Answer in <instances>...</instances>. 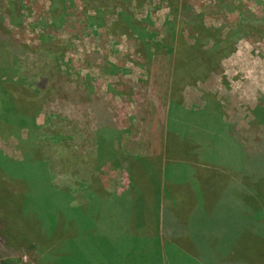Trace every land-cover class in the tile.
Masks as SVG:
<instances>
[{"label": "rangeland", "instance_id": "rangeland-1", "mask_svg": "<svg viewBox=\"0 0 264 264\" xmlns=\"http://www.w3.org/2000/svg\"><path fill=\"white\" fill-rule=\"evenodd\" d=\"M229 1L242 4L241 9L263 20V33H242L236 51L221 61L220 68L212 72V80L193 87L198 95L213 91L219 97L231 136L249 151L264 138V2ZM188 2L204 14L208 25H234L240 18L238 12L222 8L221 0ZM64 3L62 12L53 14L49 0H0V24L19 43L30 46L29 51L23 50L13 75L36 86L51 68L53 75L46 84L53 88V101L58 103L34 118L0 108V264H71L72 259H81L73 223L93 220L94 216H121L114 209L97 211L94 205L89 209L87 187L94 182L90 176L103 175L109 187L127 185L123 158L150 157L142 139H163L173 56L154 54L146 63L137 48L140 36L147 31L165 33L173 19L171 10L162 0H105L109 13L89 23V0ZM120 10L132 15L129 21L134 28L129 36L118 33V25H113L118 19L114 13ZM143 17L149 19L139 26L137 19ZM6 50L0 45V62L6 58ZM190 89L184 87L183 95ZM177 114L183 116L180 111ZM188 117L211 126L203 134L218 133V107ZM180 133L191 138L183 130ZM20 136L26 153L19 148ZM191 139L187 154L190 150L196 157L167 167L177 172L176 183L172 182L179 186L174 216L177 221L187 217L186 223L192 222L191 240L185 244L195 259L207 264H234L232 244L238 252L239 238L251 237L258 244L259 238L264 239V152L263 157H238L236 152L226 157L225 152L214 160L223 174L212 179L204 168L190 163L191 158L195 164L211 158L204 157L200 137ZM224 142L230 143L228 139ZM242 172L246 174L239 181ZM213 180L219 181L216 187L207 186ZM244 185L247 188L242 190ZM206 221L212 225L207 230L203 227ZM246 232L255 234V239ZM77 238L80 241L82 237ZM216 246H222L221 250ZM256 259L239 255L237 260L239 264H257ZM261 261L264 264V258Z\"/></svg>", "mask_w": 264, "mask_h": 264}, {"label": "trees", "instance_id": "trees-1", "mask_svg": "<svg viewBox=\"0 0 264 264\" xmlns=\"http://www.w3.org/2000/svg\"><path fill=\"white\" fill-rule=\"evenodd\" d=\"M65 1L66 0H49L50 13H61V8L65 6ZM255 1L258 3L264 2V0ZM89 2L91 4V7L89 8L92 10L91 15L87 17L89 23H93V20L109 13V11H105V0H89ZM93 2H97L100 7L96 6V3L93 5ZM162 2H164L166 7L171 10V14L173 15L172 21L169 20V24L163 35L157 29L152 32L147 31L146 35H141V43L137 48V54L145 60L146 63L150 61L154 54L164 53L172 54L173 56V75L169 90L168 118L164 127V137L161 148L162 153L159 157H124L123 161H125L124 163L126 164L120 162L123 168L127 169V171H132L135 175H137L138 171L142 170L151 173V178H148V180H151L154 187L162 186V183H157V181H166L167 178L169 179V171L167 167L170 166V163L167 160H169L171 154L180 155L181 157L175 158L181 163L189 161L188 157H196V153H193L190 150V154H187L188 150L186 147L190 139L181 136L182 133H180V131L182 130L184 135L189 134L191 138L200 137V146L205 149L204 157H223L225 152L226 157L235 152L238 157H263L261 155H263L264 152V138L258 142L257 146L249 151H245L240 143L237 144V142L233 140L230 141L231 143L225 144L224 139H227L229 136L227 135V131H224L226 125L220 121V117L215 119L218 124L216 125L218 133L215 132L214 136L203 134L205 127L202 123L188 117V115H196L199 112L186 111L182 106V91L184 87L190 84H197L199 81L207 77L208 74L218 70L220 68L221 59L235 51L237 40L241 36H244L242 33L251 35L253 34L252 32H255L261 36L263 33V26L261 25L263 20L257 17L253 12L241 9L242 4L240 3L235 5L233 4V1L227 2V0H221V4L223 5L222 8H228L231 11L238 12L240 18L234 25H208L205 22L204 14L202 12H196L189 4L188 0H162ZM70 3H73V0H70ZM101 7L104 9L102 10ZM114 14L118 17V19L113 22V25H118L119 27L118 33L129 36L131 34L130 31L134 28L129 21L130 18H132V15L123 10ZM147 19H149V17L137 19V24L142 26ZM257 19H260L258 20L260 21L258 24L256 23ZM177 22L179 23L178 28L175 25ZM129 28H131V30ZM0 29V35L2 37L0 45L4 44L7 49L6 61L5 59H1L0 62V86L4 88L0 89V92L5 91V95H1L0 97L3 102V106L1 105L0 108L4 110L6 109L13 114L29 118H34L39 112L46 113V111L49 110L47 108L54 109L58 105L57 101H53L55 100L54 90L46 84L48 78L53 75V71H51L52 69L47 68L48 73L42 74L43 78L40 82L35 84L36 86L31 85L30 82L27 81V78H24L23 76L13 75V72H16L14 68L18 63L19 58L21 55L25 54L23 53V50L26 49L29 51L30 46L24 43H19V40L12 35L10 30L1 24ZM143 29L145 28L143 27ZM216 34L217 36H215ZM233 37H236V40H233ZM221 43L224 45H221ZM9 58H11V62L6 64L10 61ZM177 74L180 76L177 77ZM38 101L41 102L39 103ZM178 111L183 113V116L177 114ZM202 112L203 110L200 113ZM193 127H196L194 131L192 130ZM206 128L211 129V126ZM199 130L201 132H199ZM22 140L23 139L19 140V148L26 153L25 147L22 146L25 141ZM221 140L222 143L220 142ZM190 163L204 168L205 172L208 173V176H211L212 179H214L219 173H222L221 165H217L212 159L206 161V164L203 166L202 163L195 164L193 158H191ZM246 170L250 171V166L246 167ZM246 173L242 172L239 174V181H242V178ZM157 176L158 178H156ZM218 182L219 181L213 180L208 183L207 186L216 187ZM246 186L247 185H244L242 190L244 188L246 189ZM168 213L169 210L164 207L163 216L165 218L168 217ZM209 221L203 223L204 228L210 224ZM164 226L170 228L166 223H164ZM176 226H178L176 228L179 230L180 234L178 237L176 235L174 241L183 248L188 239H190V235H186L183 232L187 223L185 225L184 223L177 221ZM247 233L248 232H246V234ZM248 234L255 239V234ZM240 240L241 243L238 250L239 255H244L246 257L255 256L257 258L256 263L261 264V258H264V239L261 240L259 238L260 241L256 240L260 244L254 242V240L250 242L252 240L251 237L239 238V241ZM247 246L248 251L246 252ZM249 247H252L253 250L250 251Z\"/></svg>", "mask_w": 264, "mask_h": 264}, {"label": "crops", "instance_id": "crops-1", "mask_svg": "<svg viewBox=\"0 0 264 264\" xmlns=\"http://www.w3.org/2000/svg\"><path fill=\"white\" fill-rule=\"evenodd\" d=\"M241 39L242 38L240 37L237 40L235 51L237 43ZM223 59H221V61ZM211 76H213L212 73L208 74L207 77L198 83L207 82V80L211 81ZM198 83L196 85H187L189 87L191 86L192 89L187 91L184 95L182 91V106L186 111H198L199 113L202 110L204 112V109L206 108L218 107L220 121L226 125L227 135L229 136L227 137L228 142L233 140L238 144V140H234L230 134L231 128L228 125L229 122L225 119L226 115L223 107L220 105L221 102L220 104L218 103L219 97L216 96L213 91L204 94L200 90L201 95H198L197 90L195 89V87L199 86ZM168 102L169 100H167L165 109L166 120L164 127L168 118ZM192 102L197 105H194ZM204 127L207 129L206 127L210 126ZM227 127H229L230 130ZM163 134L164 128L162 131V137H164ZM158 138L149 140L144 137V139H142V147H144V151L145 149L148 150V154H152L150 157H159L162 153L161 148L163 139L160 141ZM20 139L24 138L20 136L18 137V141ZM191 140L192 139L190 138V142ZM217 158L219 157H211L210 159L214 161L217 160ZM167 161L175 164L181 163L173 157V154L170 155V158ZM203 164H206V162L202 163V165ZM125 173L127 174V185L117 184L116 186L111 187L105 185L103 175L93 173L94 175L90 176L94 178V182L90 183L87 187L89 209H94L95 207L97 211L101 208H109L110 210L114 209L121 216H117L116 218L94 216L93 220L87 218V220L82 221L81 223L75 221L72 225L75 227L74 233L77 237H82L80 238V241L77 237L74 239L77 242L79 257L81 259H72L71 264H187L188 261L195 262V264L198 262H200L198 264H207L206 260L195 259L191 255L187 245H184L185 247L182 248L176 243V241H174L176 235L178 237L180 234L179 230L176 228L178 227L176 226L177 217L174 216L176 211L175 191L179 186L173 185L172 183H176L177 172L169 170V181L166 182L163 179V181H157V183H162L161 187H154L152 185L151 180H148V178H151V173L148 171H138L137 175L132 171L127 170ZM118 178L124 177L119 175ZM156 178H158V176ZM111 189L112 191H110ZM114 189L116 192H114ZM111 202L113 205L107 206V204ZM92 205H94V208H92ZM233 205L234 207H237L236 204ZM164 207L169 210L168 217L166 218L163 216ZM135 211L139 212L136 219L134 217L136 213ZM95 212L96 211H94V215ZM126 214H128V217ZM186 220H188V218L184 217L183 222H180L186 225ZM164 223L168 224L170 228L167 226L165 227ZM191 224L192 222L187 223V226L183 231L184 234H191ZM210 226L212 225L208 224L205 229H209ZM72 235L75 236L74 234ZM252 241L253 240L250 242ZM222 246H216V249L221 250ZM232 251L234 264H239L237 260L239 258V253L235 250L233 244Z\"/></svg>", "mask_w": 264, "mask_h": 264}]
</instances>
